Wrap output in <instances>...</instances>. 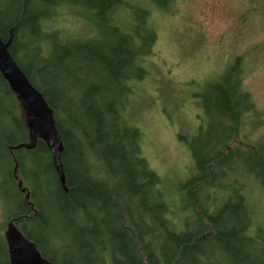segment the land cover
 Returning <instances> with one entry per match:
<instances>
[{"label":"trees","instance_id":"16d2710c","mask_svg":"<svg viewBox=\"0 0 264 264\" xmlns=\"http://www.w3.org/2000/svg\"><path fill=\"white\" fill-rule=\"evenodd\" d=\"M174 1L0 0V35L13 31L11 55L55 111L68 187L0 72V264H11L3 235L11 218L56 264H264L256 197L264 194V138L236 144L244 115L256 111L242 87L243 57L205 85L206 123L178 135L194 161L190 177L162 178L126 117L158 39L153 11ZM51 27L63 33L61 48H33Z\"/></svg>","mask_w":264,"mask_h":264},{"label":"rangeland","instance_id":"374dc122","mask_svg":"<svg viewBox=\"0 0 264 264\" xmlns=\"http://www.w3.org/2000/svg\"><path fill=\"white\" fill-rule=\"evenodd\" d=\"M153 18L158 39L148 61L149 74L130 95L126 117L140 130L142 155L162 178L176 182L195 170L178 135H194L206 123L199 96L207 83L222 79L239 56L242 87L256 111L244 115L243 139L240 132L236 144L264 138V0H175L167 9L155 8ZM241 149L234 165L240 178L246 165ZM256 197L263 207L264 194Z\"/></svg>","mask_w":264,"mask_h":264},{"label":"water","instance_id":"95a60500","mask_svg":"<svg viewBox=\"0 0 264 264\" xmlns=\"http://www.w3.org/2000/svg\"><path fill=\"white\" fill-rule=\"evenodd\" d=\"M8 42L0 36V72L30 114L32 120L27 123L34 142L39 135L51 149L55 168L64 184L65 174L61 160L64 144L53 112L43 93L31 83L29 77L11 55ZM5 238L11 264H54L42 255L35 242L30 240L12 221L7 225Z\"/></svg>","mask_w":264,"mask_h":264},{"label":"bare ground","instance_id":"6f19581e","mask_svg":"<svg viewBox=\"0 0 264 264\" xmlns=\"http://www.w3.org/2000/svg\"><path fill=\"white\" fill-rule=\"evenodd\" d=\"M54 27H51V28H49L50 29V31H42V33L40 34V36L38 37V39L35 41L36 43H34V45H32L33 46V48H35V49H37V50H40V49H42L43 48V46L44 45H46L47 47H57V48H61V46H60V40H62V32H60V31H58V30H56V31H51L52 29H53ZM11 30H13V29H11ZM55 34V35H54ZM1 36V35H0ZM2 37V36H1ZM12 37V38H11ZM11 38V40L9 41V39ZM2 39L5 41V42H8V44H9V49L11 50L12 48H13V45H14V42H15V39H16V37H15V35H14V33H13V31H11L10 32V34H9V37L8 38H6V39H4L3 37H2ZM22 45H24V40L22 41ZM1 97H2V102L4 101V103H7L6 105L4 104L3 105V108H7V105H8V102H9V100H8V96H7V94H5V93H3L2 95H1ZM45 100H46V98H45ZM46 102L48 103V105H49V108L52 110V112H53V117H54V119H55V123H56V126H57V120H56V118H55V111H54V109H53V107L49 104V102L46 100ZM57 129H58V126H57ZM65 129H67V124H65ZM72 130L73 131H75V128H72ZM68 131H70V129H68ZM19 147V146H18ZM59 175V174H58ZM59 179H60V176H59ZM60 182H61V184H62V186H63V188L65 189V190H68V187H67V185H66V181H65V183L63 184L62 183V181H61V179H60ZM22 180H21V178L19 177V179H18V184H19V186L20 187H22ZM22 191L26 194V197L27 198H29L30 197V191H29V189H26V188H22ZM18 219L17 218H11V219H7L5 222H4V229H3V235H4V238H5V232H6V228H7V225H8V223L9 222H14V224L18 227V228H20L19 226H18V221H17ZM5 240H6V238H5ZM46 258V257H45ZM49 260V259H48ZM50 261V260H49ZM50 262H52V263H54L53 261H50ZM54 264H56V263H54Z\"/></svg>","mask_w":264,"mask_h":264}]
</instances>
